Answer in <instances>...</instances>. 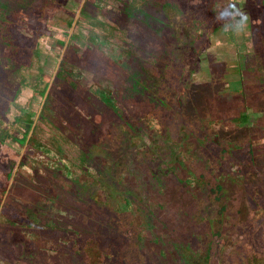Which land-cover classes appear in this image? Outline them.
<instances>
[{
    "label": "rangeland",
    "instance_id": "1",
    "mask_svg": "<svg viewBox=\"0 0 264 264\" xmlns=\"http://www.w3.org/2000/svg\"><path fill=\"white\" fill-rule=\"evenodd\" d=\"M0 139V264H264V0H0Z\"/></svg>",
    "mask_w": 264,
    "mask_h": 264
},
{
    "label": "flooded vegetation",
    "instance_id": "2",
    "mask_svg": "<svg viewBox=\"0 0 264 264\" xmlns=\"http://www.w3.org/2000/svg\"><path fill=\"white\" fill-rule=\"evenodd\" d=\"M78 12H79V10H78ZM73 20H72V23L70 24V26H69V28H68V33H67V35H66V39H65V41L63 42V46H62V48L65 46V44H66V40L69 38V35H70V33H71V31H72V29H73V27H74V24H73ZM59 58H60V55H59ZM59 58L57 59V61H56V63H55V66H54V70L57 68V66H58V64H59ZM49 86H50V81H48L47 83H46V81L44 80V83H43V85L41 86V88L39 89V92H40V95H41V97H42V99H41V103L40 104H42V102H43V100L45 99V96H46V94H47V92H48V88H49ZM103 95V94H102ZM104 96V95H103ZM100 100L102 101V102H105V103H108V100H105V97H102V98H100ZM35 115V117L33 118V119H31L30 118V114L29 113H24V116L25 117H23L22 118V120L25 122V127H26V130L24 131V133H23V135L18 139L20 142H24V143H26L28 140H29V137H30V133H31V130H32V128H33V126H34V122H35V118H36V116H37V113L36 114H34ZM28 128V129H27ZM0 141H2V139H0ZM15 166L16 165H14V168H15ZM64 166V165H63ZM64 167H66V166H64ZM14 168H13V170H14ZM7 174V176H8V174H9V172L8 173H6ZM11 176V175H10ZM64 176L66 177V178H68V176L69 177H71V174H70V172H65V174H64ZM103 187H105L106 188V186L102 183V182H99ZM107 189V188H106ZM108 189H109V187H108ZM91 191V195H94L93 193H92V191L93 190H90ZM98 192L99 191H101L102 193H103V191H104V189H101V190H97ZM95 193V192H94ZM109 193V192H108ZM88 196V198H85V201L87 202V200L89 199L90 200V198H89V195H87ZM103 197L106 199V196L105 195H103ZM122 200H123V202H122V205L124 204V205H127V207H130L131 205H132V203H131V200H130V192H126V193H124V194H122ZM89 203L87 202V206H90V207H93L91 204H89ZM83 206H85L84 205V203H83Z\"/></svg>",
    "mask_w": 264,
    "mask_h": 264
}]
</instances>
